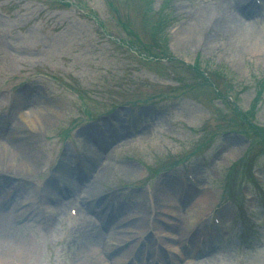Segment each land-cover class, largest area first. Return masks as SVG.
<instances>
[{
  "label": "rangeland",
  "instance_id": "374dc122",
  "mask_svg": "<svg viewBox=\"0 0 264 264\" xmlns=\"http://www.w3.org/2000/svg\"><path fill=\"white\" fill-rule=\"evenodd\" d=\"M217 14L215 0H0V115L15 91L47 117L35 129L11 121L29 167L5 190L18 185L17 213H32L43 189L48 202L13 223L32 252L0 264H113L89 242L109 232L119 264H264V143L242 134L228 100L257 101L252 120L264 126V59L213 27ZM198 138L211 146L193 152ZM187 153L199 185L185 179ZM108 204L117 215L106 227Z\"/></svg>",
  "mask_w": 264,
  "mask_h": 264
},
{
  "label": "bare ground",
  "instance_id": "6f19581e",
  "mask_svg": "<svg viewBox=\"0 0 264 264\" xmlns=\"http://www.w3.org/2000/svg\"><path fill=\"white\" fill-rule=\"evenodd\" d=\"M215 6L219 11V15L217 16L215 22L216 26H220L226 29V31L232 32L235 35L237 34L236 36L241 43H255L257 48L255 50L249 51L250 54H253L257 58L264 59V0H262L260 7L255 6L248 0H215ZM200 21H197V26H199L198 24ZM203 22L204 21L202 20V23ZM25 106H28L27 100L22 102L19 106L14 104V110L13 113H11V117L14 118L16 116L19 122H24L34 129L38 126H41L42 122L47 119L45 114L35 107H27V113H25L21 111V109ZM40 115L43 116L41 117ZM14 138L13 131L7 133L3 129L0 130V179H3V182H1V192L5 190V186L9 184L11 177L22 178L26 177L27 175L25 171L26 168L24 167L29 166V164L25 161L28 159L25 156L26 154L24 149L19 143L16 142ZM1 140H4L7 143V146ZM15 148H18L19 151H17ZM19 191L20 190L15 191L14 195ZM173 191H175L174 188H172L170 193L172 197H174ZM3 193H5L4 196H0V212L2 211L3 207H5L6 201L9 200L11 196V192L9 190H5ZM66 195H68L67 192L60 194L59 199L56 201L58 205L61 206V204H65L63 202V198ZM202 197H207V195H200V199L194 203L198 207L202 206ZM189 201L190 199L187 200V203L192 205L193 203H189ZM13 209L14 206L11 209V213L9 214L0 213V237H3L0 239V261L3 260V255L1 254L12 255V257H14L22 255L26 256L32 252V249L27 246V242L25 240L19 239V237L24 236L11 235V233L8 232V230L12 228L14 219L20 218L26 212L23 211L18 214L14 212ZM116 215L117 211L113 219H115ZM123 221L124 219H121L119 224ZM107 226L108 225L106 224V227ZM105 236L106 237H104L102 234L96 233L94 236L89 238V242H92L93 245L101 242L103 244H101L103 250L112 252V263L119 264L121 259L117 256V247L108 245V243L105 241L106 239L116 240V234H110L109 232ZM184 236L185 234L183 233L181 237ZM5 237L12 238L10 240H5ZM1 243H3V246H1ZM91 249L94 251V246Z\"/></svg>",
  "mask_w": 264,
  "mask_h": 264
}]
</instances>
